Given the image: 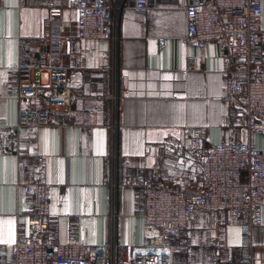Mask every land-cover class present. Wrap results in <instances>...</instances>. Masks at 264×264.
Segmentation results:
<instances>
[{
	"label": "crops",
	"instance_id": "0c3cea01",
	"mask_svg": "<svg viewBox=\"0 0 264 264\" xmlns=\"http://www.w3.org/2000/svg\"><path fill=\"white\" fill-rule=\"evenodd\" d=\"M156 1L146 17L125 0L115 11L114 40L81 43L89 50L80 54L81 67L69 76L79 97L52 111L35 145L47 157L51 211L60 217L62 238L68 237V222L77 220V238L115 243L118 264L126 263L127 244H145L156 232L137 214L140 191L123 186L125 178L141 166L148 173L157 168L173 177L174 186L192 191L194 185L199 191V165L189 157L181 160L163 144L181 145L185 153L189 147L205 151L225 139L228 125L239 126L238 139L247 140L242 105L222 99L223 44L214 40L203 49L186 46L180 0ZM69 2L0 0V252L8 256L17 233L26 227L28 201L17 182L29 179L34 165L31 139L17 127L21 103L10 94V74L20 65L40 64L50 3L62 8L54 27L61 38L59 65L72 66L68 38L78 31V16ZM262 8L264 26V0ZM160 37L168 38L163 48ZM188 56L195 58L193 67L187 65ZM43 79L47 82L46 74ZM41 89L49 92L46 85ZM189 128L202 130L205 137L193 144L186 135ZM253 145L264 151V131L254 136ZM184 234L189 249L177 257L179 264L237 262L241 228L228 218L211 212L193 215ZM254 240L259 264L264 260V206Z\"/></svg>",
	"mask_w": 264,
	"mask_h": 264
},
{
	"label": "built area",
	"instance_id": "2783aa9c",
	"mask_svg": "<svg viewBox=\"0 0 264 264\" xmlns=\"http://www.w3.org/2000/svg\"><path fill=\"white\" fill-rule=\"evenodd\" d=\"M136 12L148 17L156 0H127ZM263 0H180L187 20L186 34L181 38L188 47L203 49L210 41L223 44L225 86L222 99L226 104L239 102L246 120L247 140L238 139L240 127L226 126L225 139L205 151L185 153L181 145L171 147L181 160L188 157L199 165L201 189L174 186V179L159 169L147 172L145 166L125 178L123 186L137 188L140 206L137 214L149 227L156 228L148 242L125 246V264H179L177 257L186 253L189 242L185 230L193 215L203 212L224 216L241 228V244L237 262L257 264L255 230L262 225L264 206V151L253 145L254 136L264 131V26ZM125 0H70L76 10L78 31L68 38L72 66H60L61 38L54 33L55 17L62 8L48 5L40 37L45 51L36 66H18L10 74L11 95L19 99V121L34 147V165L29 179L20 178L28 205L26 227L17 233L8 256L0 252V264H118L117 245L112 242L80 241L76 236L77 220L68 222V237L62 238L60 217L51 211L52 181L48 175L47 157L36 145L41 130L51 122L57 107H66L77 96L70 87L72 70L81 67L80 54L88 48L82 42L114 40L117 20L115 11ZM160 48L168 43L160 37ZM188 67L195 58L188 56ZM47 75L44 82L43 75ZM46 85L48 91L41 88ZM108 96H104L106 98ZM109 98H112L109 96ZM194 144L205 137L196 128L186 130ZM150 145V144H148ZM187 155V156H186ZM146 156H151L146 151ZM129 160V156H124ZM204 264H219L211 259ZM259 264H264L261 260Z\"/></svg>",
	"mask_w": 264,
	"mask_h": 264
}]
</instances>
